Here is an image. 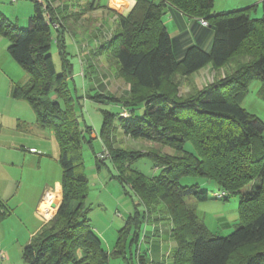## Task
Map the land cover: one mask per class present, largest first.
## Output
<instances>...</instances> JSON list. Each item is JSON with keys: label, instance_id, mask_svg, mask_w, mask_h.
<instances>
[{"label": "trees", "instance_id": "1", "mask_svg": "<svg viewBox=\"0 0 264 264\" xmlns=\"http://www.w3.org/2000/svg\"><path fill=\"white\" fill-rule=\"evenodd\" d=\"M30 1L33 16L27 29H18L0 14L7 52L28 76L26 83L13 88L11 97L26 102L37 125L53 132L62 177L58 209L24 247L23 257L28 264H108L110 255L93 230L85 205L81 147L92 129L80 124L70 74H57L49 53L51 27L57 23L58 30L62 25L50 5ZM213 6L214 0H137L129 14L118 18L119 30L103 46L130 85L127 96L95 92L90 98L130 112L128 118L121 116L122 111L104 112L100 140L111 151L106 159L117 171L116 178L128 184L143 205V220L171 223L176 244L172 264H264V122L239 104L250 81L264 84V0L262 17L257 19L250 16L254 7L215 14ZM166 7L206 22L213 33L209 52L192 45L176 59L162 21ZM56 44L63 57L64 40L57 38ZM229 64L235 67L223 78L179 93L181 79L207 65L219 71ZM139 107L142 114L135 112ZM118 129L132 140L159 144L174 154L113 147ZM189 143L191 150L186 148ZM143 158L152 162L154 176L131 168ZM104 160L96 157L97 165ZM197 176L214 182L224 194L221 199L226 192L239 193L249 185L239 205L242 223L227 236L212 234L184 202L189 196L207 200L197 185L180 184L182 178ZM140 230L136 212L118 231L113 253L120 257L127 250L131 253ZM136 252L138 264H150L146 252Z\"/></svg>", "mask_w": 264, "mask_h": 264}, {"label": "rangeland", "instance_id": "2", "mask_svg": "<svg viewBox=\"0 0 264 264\" xmlns=\"http://www.w3.org/2000/svg\"><path fill=\"white\" fill-rule=\"evenodd\" d=\"M82 1L94 2V0ZM104 1L95 0V5L102 6ZM81 2L70 1L73 4ZM0 14L18 29H27L28 20L33 16V3L30 0H0ZM250 16L261 18V6L258 9H251ZM61 17L65 26L64 56L59 54L60 49L54 42L49 53L56 73L70 74L68 83L76 101L75 112L79 116L80 124H86L92 129L90 135L85 134V139L90 142L85 141L81 147L84 175L87 179L85 205L90 210L88 218L92 228L97 229L95 232L110 255L108 264H138L136 249L141 253H147L154 242L163 245L164 250L168 249L171 244L170 222L166 219L158 224L148 223V220L145 222L143 205L128 184L121 183L116 178L117 171L110 160L105 159L104 164L97 165L96 157L103 152L104 146L99 136L104 112L115 115L119 112V108L114 104L95 102L90 98L94 96L96 90L99 91L96 88L99 84L96 82H101L100 75L103 77L105 74L109 79L106 85L103 84L105 87L100 94L113 93L119 98L129 91L130 85L119 75V64L110 57L106 49H102L97 55L95 53L88 55L90 49L84 48V44L88 41L87 37L91 29L70 23L65 14ZM116 27L119 30L118 23ZM51 33L54 37L55 28L51 27ZM8 45V40L0 35V264H28L24 260L23 250L29 238V231L33 230L41 220L38 212L39 201L44 198L46 201H53L55 196L48 192H61L62 170L58 163L59 148L53 132L38 128L35 125V115L28 104L10 97L12 84L24 83L28 76L8 55ZM234 67L229 64L219 71L209 72L206 81L203 84L200 81L199 84L205 86L220 77L223 78ZM199 78L196 77L197 81L201 80ZM196 86L194 78L181 79L179 93L185 94L186 89ZM239 104L246 112L264 122V84L257 79L250 81ZM135 112L142 114L143 109L139 107ZM122 114L123 118H128L130 112L126 109ZM22 123H25V126ZM94 135L97 138L91 140ZM113 145L120 149L128 148L141 152L155 149L162 154H174L173 150L162 145L132 140L119 129L113 136ZM105 147L110 151L107 146ZM30 148L33 150L30 151ZM186 148L191 150V144H187ZM131 168L139 170L147 177L157 173L148 158L139 160ZM180 184L197 185L201 191L207 193L208 198L205 201L189 196L184 198V202L195 211L197 217L212 234L227 236L242 223L239 205L242 197L249 192V185L243 187L239 193L226 192L225 198L221 199L216 196L221 195L222 190L205 178L185 177L180 180ZM136 212L139 213L141 221L138 244L131 247V253L127 250L125 257L117 256L113 251L117 243L118 231L124 226L126 219ZM156 226L157 228H154ZM145 232L148 240L146 243L142 242Z\"/></svg>", "mask_w": 264, "mask_h": 264}, {"label": "crops", "instance_id": "3", "mask_svg": "<svg viewBox=\"0 0 264 264\" xmlns=\"http://www.w3.org/2000/svg\"><path fill=\"white\" fill-rule=\"evenodd\" d=\"M42 1L51 6L53 11L58 15V18L60 19L59 21L61 22V25H62V27H59L58 30L55 29L56 33L54 37L52 36V33H51L52 44L53 42L56 44L57 38H62L64 40V33H65L64 27L65 26H64V20L61 17V15L65 14L66 19L70 23L72 22V24L86 26L88 30L91 29L87 37L88 41L86 44H84V48H86L87 50L90 49L88 55L94 54V53L95 55H97L100 53L102 49H104L103 46L105 45V41H108L109 39H111L114 33L117 31L116 23H118V18L120 16H126L127 14H129L137 0H105L102 6H99V5L96 6L95 0L93 3L84 2V1L81 2L80 0L81 2L80 4L70 3V1L72 2L73 0H42ZM262 1L263 0H214V6H213L212 12L216 14L220 12L240 10V9H246V8H252V7L258 9ZM216 7L217 9H215ZM63 11H66V13H64ZM164 12L165 13L162 16V21L171 37L172 49H173V53L176 59L178 60L181 59L184 54L185 49L192 45L197 46L206 52L210 51L213 33L209 27L203 26L200 23V20L189 18L185 15H182L180 12H178L176 9L172 7H166ZM82 39L84 40V38ZM91 50H94V52L91 53L92 52ZM106 65H107V62H106ZM118 71H119V68H118ZM209 72L214 73V69L211 67V65H207L203 67L198 72L189 76V78L187 79L194 78V81L197 84L196 87L200 89L203 87L200 85L201 82L203 84V82L206 81L207 76H209ZM103 77H105L106 79L104 80ZM103 77L102 75H100L101 82L100 81L96 82V84H99V87L98 85H96V88L99 89V91L96 90V92L98 93H101V91L103 90V87H105L104 85H106L107 82H109L107 75L104 74ZM196 77H200L201 80L197 81ZM27 80H28V77H27ZM27 80L24 83H26ZM24 83H13L10 89V97H11L13 88L18 85H23ZM187 90L190 91V87L189 89H186V92H188ZM127 93L124 96H127ZM110 94H113V93H110ZM15 101L24 102V101H19V100H15ZM117 107L119 108L118 113H120L122 109L120 106H117ZM19 124L21 125V123ZM22 124L25 126V123H22ZM20 125L18 126L20 127ZM35 125L38 128H40L37 125L36 120H35ZM92 138L96 139L97 136L94 135ZM31 150H33V148H30V151ZM48 193L53 194L55 198H60L61 200V192H58V193L48 192ZM44 199L39 201L38 212L41 215L40 223L37 224V226L34 227L33 230L29 231L28 233L29 238L26 244L24 245V247L30 243L32 237L56 213V209L51 207L52 200L46 201ZM42 208L44 209L41 211ZM154 228H157V226ZM170 228H171V223H170ZM93 230L97 231L96 228H93ZM145 233H144L145 239L143 240L144 243L148 242L147 232ZM169 237H170L171 244L167 250H164V246L161 244H158L157 242H154V245L153 244L151 245V248L146 253L148 262L150 264H155V263L172 264L173 263V253L176 249V244L171 239L170 231H169Z\"/></svg>", "mask_w": 264, "mask_h": 264}, {"label": "built area", "instance_id": "4", "mask_svg": "<svg viewBox=\"0 0 264 264\" xmlns=\"http://www.w3.org/2000/svg\"><path fill=\"white\" fill-rule=\"evenodd\" d=\"M37 1L41 2V0H37ZM45 15H47V14H45ZM201 24H202L203 26H206V25H207L206 22H204V21H201ZM58 26H59V25H58L57 23L53 24V27H54V28H58ZM121 115H123V114H121ZM31 151H32V150H31ZM97 157H98V159H100V160L106 159V158L108 157V151H107V149L105 148V146H103V152H102L101 154H99ZM222 195H224V194L221 193V195H217L216 197H217V198H221Z\"/></svg>", "mask_w": 264, "mask_h": 264}, {"label": "water", "instance_id": "5", "mask_svg": "<svg viewBox=\"0 0 264 264\" xmlns=\"http://www.w3.org/2000/svg\"><path fill=\"white\" fill-rule=\"evenodd\" d=\"M60 199H58V198H55L53 201H52V203H51V207L52 208H55L56 210L58 209V206H59V204H60Z\"/></svg>", "mask_w": 264, "mask_h": 264}]
</instances>
